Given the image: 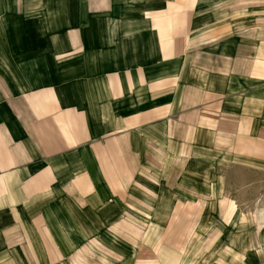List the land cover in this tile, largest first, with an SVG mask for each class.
Here are the masks:
<instances>
[{"label":"crops","instance_id":"obj_1","mask_svg":"<svg viewBox=\"0 0 264 264\" xmlns=\"http://www.w3.org/2000/svg\"><path fill=\"white\" fill-rule=\"evenodd\" d=\"M252 7L264 0H0V264L201 254L168 245L169 209L204 202L209 236L228 172L264 176Z\"/></svg>","mask_w":264,"mask_h":264},{"label":"rangeland","instance_id":"obj_2","mask_svg":"<svg viewBox=\"0 0 264 264\" xmlns=\"http://www.w3.org/2000/svg\"><path fill=\"white\" fill-rule=\"evenodd\" d=\"M206 4L207 2L205 5ZM201 9L204 10V8ZM250 9L249 18L252 20H257L259 25H264V12L262 13L264 9L255 8L257 11H259L260 15L256 14L257 12L253 7ZM201 33V30L196 31L195 38H198L199 34ZM217 162V186H223L224 179L226 177L222 171L224 165H222L223 167L220 166L221 163L219 159ZM228 174L227 187L229 190L217 192L216 196L213 197V201L216 200L213 214H215L217 217V224L216 227L212 229L213 231L211 234L209 233V236L207 233L210 225L208 221L209 218L212 220V217L214 218V216L211 215L212 217H209L208 209L203 207L204 202H202L203 204L200 203L202 208L188 206L169 209L171 212L170 215H172L171 217H175L171 220V224H168L169 232L172 233V238H169L166 241L168 245H170V247L173 246L174 248L184 247L187 251H190L189 249L192 247H200L199 251L201 254H197L198 251H196L195 255H188L184 257L183 261H180V264L262 263L264 257V229L261 231L258 230L255 216L257 214L260 215L264 209V176L258 175L256 172H252L251 170L243 171L242 173L241 170L235 168L228 172ZM231 187H233V190H231ZM203 194L204 193H201L200 197L194 196V199L205 200V198L202 197ZM224 199H227V203L230 206L234 204L235 207V209H231V211L229 210V215H226L228 213V209H225V206L222 207L223 205H226V203L223 204ZM156 209L160 211V209L154 208V215L159 213V211L157 214L154 212ZM198 222L200 224V228L198 227L195 229L194 236H192L193 240L192 237L189 239L188 234H185L184 231L180 230L176 232L177 227L181 225L180 223H183V225L187 226L189 225V227H191ZM221 226L222 231L220 233L219 227ZM147 227L148 231L150 227H152L151 229L152 232H154V235L158 231L156 224H148ZM215 231L217 234L214 235L213 232ZM256 231L259 245H255L253 242ZM216 235L217 238L214 239ZM152 241L155 243L156 239H152ZM162 242H165V240L160 241V243ZM160 243L158 242V244ZM197 243H200V245H197ZM138 247L139 248L136 255L137 264H150L153 262V257H157L158 261L160 262L161 255L154 254L146 247ZM163 247L166 248L167 245L164 244ZM108 258L110 257L108 256Z\"/></svg>","mask_w":264,"mask_h":264},{"label":"bare ground","instance_id":"obj_3","mask_svg":"<svg viewBox=\"0 0 264 264\" xmlns=\"http://www.w3.org/2000/svg\"><path fill=\"white\" fill-rule=\"evenodd\" d=\"M255 219H256V221H257V223H258L259 226H261L262 223L264 224V209H263V211L260 213V215L257 214V215L255 216ZM263 224H262V225H263ZM259 226H258V227H259ZM263 226H264V225H263ZM262 229H263V228H262ZM258 230H259V228H258Z\"/></svg>","mask_w":264,"mask_h":264}]
</instances>
